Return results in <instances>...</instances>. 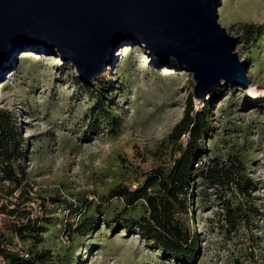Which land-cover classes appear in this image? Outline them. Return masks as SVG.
Listing matches in <instances>:
<instances>
[{
	"label": "rangeland",
	"instance_id": "rangeland-1",
	"mask_svg": "<svg viewBox=\"0 0 264 264\" xmlns=\"http://www.w3.org/2000/svg\"><path fill=\"white\" fill-rule=\"evenodd\" d=\"M217 13L220 26L238 38L247 85L222 83L210 91L215 99L202 160L243 153L257 186L250 197L257 214L249 228L229 229L220 204L211 193L199 194L195 180L188 223L199 252L192 264H264V0H219ZM112 52L105 71L88 81L43 42L10 51L0 65V109L16 118L25 169L22 189L11 195L13 186L0 181V208L17 203L40 216L45 207L50 221L36 247L7 231L12 220L5 213L0 229L14 250H50L51 264H188L168 259L139 235L108 228L111 214L103 216L97 206L110 201L121 208L118 188H134L143 173L170 162L165 139L182 118L194 82L172 56L152 57L133 40L119 41ZM206 95H192L194 109L205 105ZM79 209H85L81 216ZM130 212L141 216V204ZM82 217L97 227L86 236L68 232Z\"/></svg>",
	"mask_w": 264,
	"mask_h": 264
},
{
	"label": "trees",
	"instance_id": "trees-1",
	"mask_svg": "<svg viewBox=\"0 0 264 264\" xmlns=\"http://www.w3.org/2000/svg\"><path fill=\"white\" fill-rule=\"evenodd\" d=\"M243 27L245 30L248 28ZM206 96L205 105L196 110L192 94L189 95L182 118L166 137L170 162L143 173L141 179L134 183V188H118L114 196L121 208H114L110 201L97 206L103 216L111 214V218L105 219L108 228H121L139 235L151 248L179 263L192 264L199 252L197 235L188 223L196 206L195 180L198 179L201 186L199 194L211 193L209 195L220 204L229 229L249 228L247 225L257 214L255 205L250 202L257 186L247 172L243 153L228 152L223 158L202 160L206 152L204 141L211 131L209 108L215 92ZM16 122L15 116L0 109V181L13 186L7 195L22 189L25 178V169L21 165L24 159L23 138ZM183 135L188 136L184 144ZM24 194L26 192L21 191V195ZM139 203L143 213L135 217L130 211ZM13 205L12 208H0V214L5 213L12 220L6 227L7 231L21 242L30 241L36 247L43 241L42 234L50 224L44 217L45 207L37 216L21 208L20 204ZM109 209L111 213H107ZM84 210L79 209L80 216ZM97 225L92 218L82 217L77 224L69 226L68 232L86 236ZM7 236L0 229V264H51L50 250L22 251L19 245L14 250ZM21 252L27 253V257Z\"/></svg>",
	"mask_w": 264,
	"mask_h": 264
},
{
	"label": "water",
	"instance_id": "water-1",
	"mask_svg": "<svg viewBox=\"0 0 264 264\" xmlns=\"http://www.w3.org/2000/svg\"><path fill=\"white\" fill-rule=\"evenodd\" d=\"M218 7L219 0H0V65L10 51L43 42L88 81L129 39L152 57L172 56L203 100L222 83L247 85L238 38L218 23Z\"/></svg>",
	"mask_w": 264,
	"mask_h": 264
},
{
	"label": "built area",
	"instance_id": "built-area-1",
	"mask_svg": "<svg viewBox=\"0 0 264 264\" xmlns=\"http://www.w3.org/2000/svg\"><path fill=\"white\" fill-rule=\"evenodd\" d=\"M181 139H182V143L184 144V143L187 141L188 136H187V135H183ZM32 216H33V215H31V217H32ZM21 254H22V256L27 257V253H25V252H21Z\"/></svg>",
	"mask_w": 264,
	"mask_h": 264
},
{
	"label": "bare ground",
	"instance_id": "bare-ground-1",
	"mask_svg": "<svg viewBox=\"0 0 264 264\" xmlns=\"http://www.w3.org/2000/svg\"><path fill=\"white\" fill-rule=\"evenodd\" d=\"M108 74V72H106L103 76H105V75H107Z\"/></svg>",
	"mask_w": 264,
	"mask_h": 264
}]
</instances>
